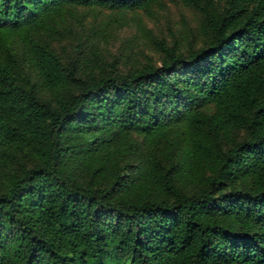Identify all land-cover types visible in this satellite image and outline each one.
<instances>
[{
  "label": "trees",
  "instance_id": "16d2710c",
  "mask_svg": "<svg viewBox=\"0 0 264 264\" xmlns=\"http://www.w3.org/2000/svg\"><path fill=\"white\" fill-rule=\"evenodd\" d=\"M157 1L0 0V264H264V0H179L201 43L128 72L44 36Z\"/></svg>",
  "mask_w": 264,
  "mask_h": 264
},
{
  "label": "rangeland",
  "instance_id": "374dc122",
  "mask_svg": "<svg viewBox=\"0 0 264 264\" xmlns=\"http://www.w3.org/2000/svg\"><path fill=\"white\" fill-rule=\"evenodd\" d=\"M201 14L179 0H158L149 10L111 11L74 7L50 21L45 31L57 53L79 70L105 69L128 72L148 58L159 63L160 44H178L184 52L201 43ZM31 69L29 70V73ZM45 97L53 92L44 90ZM10 170H0V192L9 184Z\"/></svg>",
  "mask_w": 264,
  "mask_h": 264
}]
</instances>
